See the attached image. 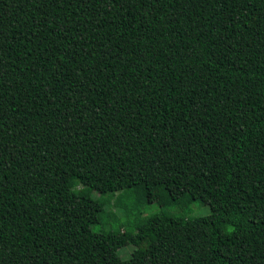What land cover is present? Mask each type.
<instances>
[{
  "label": "trees",
  "instance_id": "1",
  "mask_svg": "<svg viewBox=\"0 0 264 264\" xmlns=\"http://www.w3.org/2000/svg\"><path fill=\"white\" fill-rule=\"evenodd\" d=\"M77 185L168 201L94 231L105 202ZM128 244L264 264V0H0V264H125Z\"/></svg>",
  "mask_w": 264,
  "mask_h": 264
},
{
  "label": "rangeland",
  "instance_id": "2",
  "mask_svg": "<svg viewBox=\"0 0 264 264\" xmlns=\"http://www.w3.org/2000/svg\"><path fill=\"white\" fill-rule=\"evenodd\" d=\"M74 190L84 196L94 198L100 197L105 202V210L102 219L98 224L92 226L94 231L98 230H134V225L145 219L148 215L164 208L168 201V194L162 186L155 187L152 193L146 192L143 185H138L130 189L117 190L115 192L106 191L98 193L94 190L88 191L82 185H77ZM172 213L185 217L207 215L210 213L208 205L199 201L191 206V210L186 213L178 206L170 207ZM128 222V223H127ZM152 235L146 237L138 246L141 250L146 249L152 241ZM135 248L132 244L125 245L118 250V254L125 264H134L131 252Z\"/></svg>",
  "mask_w": 264,
  "mask_h": 264
}]
</instances>
